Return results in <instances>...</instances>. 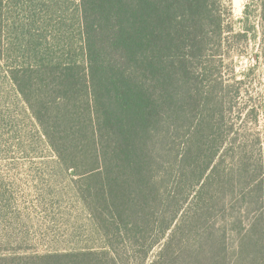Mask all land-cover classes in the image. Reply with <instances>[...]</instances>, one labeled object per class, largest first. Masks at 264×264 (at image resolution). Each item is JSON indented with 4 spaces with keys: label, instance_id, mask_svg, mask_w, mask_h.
Instances as JSON below:
<instances>
[{
    "label": "trees",
    "instance_id": "1",
    "mask_svg": "<svg viewBox=\"0 0 264 264\" xmlns=\"http://www.w3.org/2000/svg\"><path fill=\"white\" fill-rule=\"evenodd\" d=\"M254 2L243 7L244 24H264V0ZM63 5L29 2L26 16L12 21L16 43L0 44V61L60 164L97 174L80 199L110 238L103 254L114 248L113 236L129 247L145 244L154 230L149 246L161 245L162 253L184 227L216 246L214 261L223 255L233 264L236 247L258 248L251 234L264 217V152L253 165L246 151L235 157L237 136L223 129L215 91L222 81L198 72L227 46L232 0H77L74 16L54 19ZM7 6L0 0L1 37L12 20L6 15L3 26ZM236 192L243 202L252 195L253 216L234 209ZM94 254L0 252V264H92ZM254 258L264 264V253Z\"/></svg>",
    "mask_w": 264,
    "mask_h": 264
},
{
    "label": "rangeland",
    "instance_id": "2",
    "mask_svg": "<svg viewBox=\"0 0 264 264\" xmlns=\"http://www.w3.org/2000/svg\"><path fill=\"white\" fill-rule=\"evenodd\" d=\"M34 1L39 4L41 0ZM58 1L64 5L58 9L54 19L60 14L74 16L77 0ZM29 2L33 0H9V7L2 8L3 26L6 15L12 20L7 23L10 28L0 36L1 46L5 47L6 42L16 43L15 23L12 26V21L17 19L20 22L26 16L25 8ZM246 3L254 5L256 2L232 0V17L227 21L232 33L226 40L227 46L220 51L221 55L208 56L209 60H216L215 64L212 63L205 71L204 65L200 64L198 72L201 77L211 76L222 81L221 85L215 86V91L223 101L222 114L226 118L223 129L231 130L237 136L239 146L235 157L246 151L248 162L253 165L254 159L264 152V60L258 59L264 24L254 18L247 24L240 20ZM39 24L41 32L48 34L43 24ZM239 32H245L246 37L235 36ZM87 172L85 167L66 168L60 164L30 110L9 82L6 67L0 61V252L63 254L94 250L98 254L90 255L94 258L92 264L227 263V257L223 255H217V261H214L219 252L215 250L216 246L205 238L196 237V233L186 227L177 231L178 238L164 246L162 253L161 245L149 246L154 230L148 231L145 244H130L129 247L124 236L118 239L113 236L114 248L110 249L113 258L109 257L110 254H103L110 238L104 236L102 225L99 228L93 223V209H88L80 199V191L86 190V186L98 178L96 173ZM188 178V182L195 181L191 175ZM195 184L191 185L190 192L197 190ZM188 190L189 185L186 192ZM236 195L239 200L234 201V209L253 216L259 206L253 203L252 195L244 202L241 193L236 192ZM91 197L87 194L88 200ZM220 204L214 207L220 210ZM253 228L252 243L260 246L255 248L249 243L241 250L236 247L231 257L233 264H255L254 252L264 253V217ZM184 235L187 240H183ZM66 260L58 259L55 264H68Z\"/></svg>",
    "mask_w": 264,
    "mask_h": 264
}]
</instances>
